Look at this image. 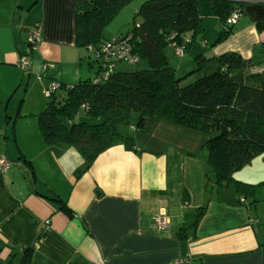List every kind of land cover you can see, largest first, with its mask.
Here are the masks:
<instances>
[{"label":"crops","instance_id":"obj_1","mask_svg":"<svg viewBox=\"0 0 264 264\" xmlns=\"http://www.w3.org/2000/svg\"><path fill=\"white\" fill-rule=\"evenodd\" d=\"M83 1L0 0V69L19 71L14 52L21 33L26 36L24 17L30 14L41 33L33 49L43 62L58 48L81 58L74 11ZM234 1L241 4V16L233 33L210 47L215 38L202 32L205 55L237 51L260 71L264 0ZM81 63L70 81L60 69L50 72L70 85L86 77ZM6 90H0V116L10 118L12 93ZM147 119L145 130H133L136 150L113 145L90 165L74 146L46 145L39 132L28 138L16 132L15 146L7 150L0 139V159L10 161L0 167V264H20L26 246L33 248L30 264H171L177 258L184 259L182 264H264V152L234 173L253 184L252 194L244 196L234 184H214L203 133ZM49 192L64 198L70 212L40 194ZM203 205L196 227H187ZM160 216L167 221L165 229L157 226ZM181 227H187L186 237L177 233Z\"/></svg>","mask_w":264,"mask_h":264},{"label":"trees","instance_id":"obj_2","mask_svg":"<svg viewBox=\"0 0 264 264\" xmlns=\"http://www.w3.org/2000/svg\"><path fill=\"white\" fill-rule=\"evenodd\" d=\"M131 1L84 0L75 8V45L93 53L98 65L92 75L69 85L54 78L43 64L40 74L57 83L50 88L43 108L34 114L43 142L72 145L90 165L113 145L136 150L134 137L117 128L128 122L133 112L138 114V128L144 127L147 118H162L206 135L203 146L215 174L214 184H234L237 191L249 196L253 184L236 179L234 173L264 152V69L254 70L250 58L233 50L205 55L208 46L201 34L199 0H145L125 32L104 37L103 28ZM206 1L222 23L212 47L233 33L235 23L226 20L233 10L241 11V4ZM257 26L261 27V22ZM29 29L25 39L33 49L36 46L27 40ZM108 42L136 60L111 57L103 50ZM167 45L174 51L180 47L182 54L178 56L188 54L195 68L177 76L179 69L168 63L165 54ZM140 59L149 66L134 71L118 68V63L133 64ZM82 112L87 119L76 121ZM40 194L70 212L56 192ZM184 199L188 201L187 193ZM205 209L206 205L198 207L187 227L194 229ZM187 227L177 231L179 236L186 237ZM32 251L31 246L22 248L20 264H30Z\"/></svg>","mask_w":264,"mask_h":264},{"label":"rangeland","instance_id":"obj_3","mask_svg":"<svg viewBox=\"0 0 264 264\" xmlns=\"http://www.w3.org/2000/svg\"><path fill=\"white\" fill-rule=\"evenodd\" d=\"M143 1L145 0H132L125 5L103 28V36L109 38L115 36L117 33L125 32L131 26L134 13ZM198 9L201 18V31L210 40H213L220 31L221 20L218 15L211 10L206 0H199ZM33 16L34 14H30L24 17L26 23H28V28H33L37 22H35ZM137 20H139V18ZM21 35L22 38L19 39V44L16 46L17 48L15 47L14 52L15 60H17L15 64L18 65L19 71L14 67H11V69H0V90L6 88V93H8V95L12 93L11 99L8 102V107L10 108L11 113L10 118L4 117V115L0 116V131L2 133L0 139L2 140V150H7L10 149L11 146H15V144H13L12 136L13 134H16V132H18L20 136H26L27 138L34 135L35 132L40 133L37 124V117L34 114L39 112L44 105L43 102L47 99L44 91H46L51 83L49 78L46 79L40 74L42 63L46 64L47 71L60 69L62 75L66 77L67 81H70L77 76L78 67L80 66V56H77L75 52L68 48H58L56 54L43 62L44 56L41 55L40 52L31 48L27 43L23 32ZM77 50H79V54L83 57L81 64L88 72L86 74L87 77L89 76V73L97 68L98 62L95 60L94 54L88 52L85 48L77 46ZM165 54L168 63L172 67L182 66L181 70H177V76H182L187 73L189 69L195 68V63L191 61L192 59L189 55L185 54L184 56L179 57L173 47L169 45L165 47ZM24 58L27 59L26 65L23 62ZM187 62H190V64H186ZM148 66V63L144 59H140L133 64L118 63V68L122 71H134ZM59 75L61 76V74ZM188 77L193 78V76ZM4 106L5 103L3 108ZM29 111H33L34 113L30 114ZM137 117L138 114L133 112L128 122L118 125V130L123 134H128L133 137L135 132L133 130H145V123L149 122V119L145 120L143 128H138ZM82 119H87L84 112L79 113L75 117L76 121ZM88 120L90 122L94 121L90 118ZM3 130H7V138L4 137L5 134H3ZM7 161H9L8 158Z\"/></svg>","mask_w":264,"mask_h":264},{"label":"built area","instance_id":"obj_4","mask_svg":"<svg viewBox=\"0 0 264 264\" xmlns=\"http://www.w3.org/2000/svg\"><path fill=\"white\" fill-rule=\"evenodd\" d=\"M240 16H241V11H239L237 9L233 10L226 21L229 24L236 23V21L238 20V18ZM27 40L30 44H32L34 46H36L41 41V33H40V31L36 25H34L33 28H30L28 30ZM103 50L105 52H109L111 54L110 55L111 57L127 58L130 61L136 60V58H132V57L128 56L126 51L123 48L116 49V46H113L112 43H109V42L104 46ZM175 52L177 55H181L182 49L180 47H176ZM23 62L26 65L27 59L24 58ZM56 86H57L56 82H51L50 85L47 87L46 91L44 92L45 95L47 96L49 94L50 88L56 87ZM7 163L8 162L5 159H0V167L1 168H4ZM156 222H157V226L159 229H165L167 227V221L165 220V218H163V216L157 217ZM183 261H184L183 258H177L171 264H182Z\"/></svg>","mask_w":264,"mask_h":264}]
</instances>
